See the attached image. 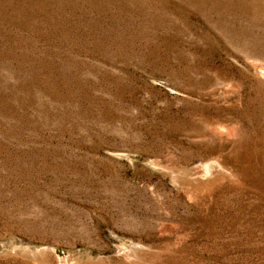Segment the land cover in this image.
I'll use <instances>...</instances> for the list:
<instances>
[{"label": "rangeland", "instance_id": "1", "mask_svg": "<svg viewBox=\"0 0 264 264\" xmlns=\"http://www.w3.org/2000/svg\"><path fill=\"white\" fill-rule=\"evenodd\" d=\"M0 264H264V0H0Z\"/></svg>", "mask_w": 264, "mask_h": 264}]
</instances>
